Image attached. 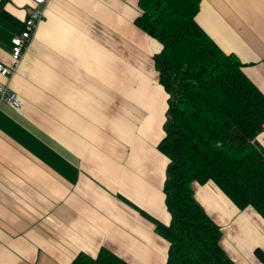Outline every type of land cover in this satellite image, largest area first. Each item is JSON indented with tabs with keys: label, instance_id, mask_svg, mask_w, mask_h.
Here are the masks:
<instances>
[{
	"label": "crops",
	"instance_id": "1",
	"mask_svg": "<svg viewBox=\"0 0 264 264\" xmlns=\"http://www.w3.org/2000/svg\"><path fill=\"white\" fill-rule=\"evenodd\" d=\"M139 0H50L30 46L0 85V264H71L105 249L127 264H166L170 242L159 151L168 94L135 24ZM31 0H0V63ZM196 22L264 95V0H201ZM264 150V129L256 137ZM195 201L220 228L225 264H264V219L213 183Z\"/></svg>",
	"mask_w": 264,
	"mask_h": 264
},
{
	"label": "trees",
	"instance_id": "2",
	"mask_svg": "<svg viewBox=\"0 0 264 264\" xmlns=\"http://www.w3.org/2000/svg\"><path fill=\"white\" fill-rule=\"evenodd\" d=\"M201 0H139L136 26L159 43L153 68L168 94L164 138L168 159L164 187L170 242L166 264H225L220 228L195 201L192 184L213 182L240 210L264 219V95L196 22ZM264 261V254L255 252ZM71 264H127L101 249Z\"/></svg>",
	"mask_w": 264,
	"mask_h": 264
},
{
	"label": "built area",
	"instance_id": "3",
	"mask_svg": "<svg viewBox=\"0 0 264 264\" xmlns=\"http://www.w3.org/2000/svg\"><path fill=\"white\" fill-rule=\"evenodd\" d=\"M50 0H31V8L24 22V29L20 34L11 39L10 62L7 66L0 63V75L11 77L17 70L26 49L30 46L38 25L44 19L45 9ZM0 101L7 104L12 110L19 111L21 103L16 95L8 87L0 85Z\"/></svg>",
	"mask_w": 264,
	"mask_h": 264
},
{
	"label": "rangeland",
	"instance_id": "4",
	"mask_svg": "<svg viewBox=\"0 0 264 264\" xmlns=\"http://www.w3.org/2000/svg\"><path fill=\"white\" fill-rule=\"evenodd\" d=\"M152 65H153V60H152ZM154 73L156 75V78H157V72L154 70ZM158 81V80H157ZM159 83V82H158ZM160 84V83H159Z\"/></svg>",
	"mask_w": 264,
	"mask_h": 264
}]
</instances>
